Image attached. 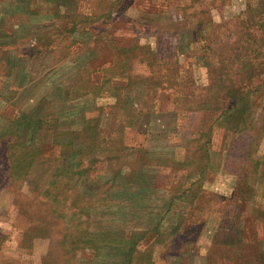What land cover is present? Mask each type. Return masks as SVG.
Listing matches in <instances>:
<instances>
[{
	"label": "rangeland",
	"instance_id": "374dc122",
	"mask_svg": "<svg viewBox=\"0 0 264 264\" xmlns=\"http://www.w3.org/2000/svg\"><path fill=\"white\" fill-rule=\"evenodd\" d=\"M0 264H264V0H0Z\"/></svg>",
	"mask_w": 264,
	"mask_h": 264
}]
</instances>
